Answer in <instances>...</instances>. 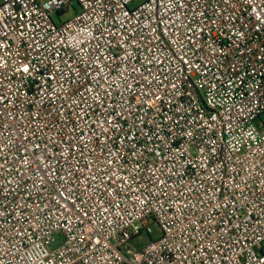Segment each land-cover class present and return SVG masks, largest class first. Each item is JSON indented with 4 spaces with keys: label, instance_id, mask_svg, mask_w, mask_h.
Returning <instances> with one entry per match:
<instances>
[{
    "label": "built area",
    "instance_id": "2783aa9c",
    "mask_svg": "<svg viewBox=\"0 0 264 264\" xmlns=\"http://www.w3.org/2000/svg\"><path fill=\"white\" fill-rule=\"evenodd\" d=\"M136 1L0 0V264H264V0Z\"/></svg>",
    "mask_w": 264,
    "mask_h": 264
},
{
    "label": "rangeland",
    "instance_id": "374dc122",
    "mask_svg": "<svg viewBox=\"0 0 264 264\" xmlns=\"http://www.w3.org/2000/svg\"><path fill=\"white\" fill-rule=\"evenodd\" d=\"M141 0H137L136 3H139ZM76 8L78 9V7L76 6ZM73 14L71 12H65V13H62L61 16H60V19L61 20H64V19H67V18H70ZM54 20L56 22H58V17L57 16H54L53 17ZM149 240V238L145 235H141L139 236L138 238H136L134 241H132L130 244H129V247L133 248V249H136V248H139L141 245L145 244L147 241Z\"/></svg>",
    "mask_w": 264,
    "mask_h": 264
}]
</instances>
